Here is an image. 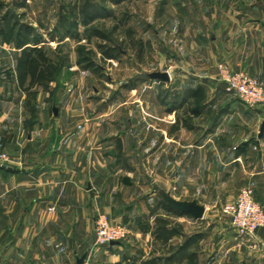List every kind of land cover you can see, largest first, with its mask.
Returning <instances> with one entry per match:
<instances>
[{
	"label": "crops",
	"instance_id": "0c3cea01",
	"mask_svg": "<svg viewBox=\"0 0 264 264\" xmlns=\"http://www.w3.org/2000/svg\"><path fill=\"white\" fill-rule=\"evenodd\" d=\"M234 17L231 20L225 16L224 22L221 19L219 24H208L210 30L195 38L206 50L199 64L208 67L205 64L217 60L235 69L245 68L264 86V19ZM18 51L0 35V151L13 159L11 164L0 167V264H126L125 256L142 253L148 257L154 249L152 236L139 231L136 218L147 213L149 206L159 199L165 200V196L173 203L200 205L205 216V205L197 197L179 196L190 186L184 185L186 180L194 181V171L201 168L209 175L224 171L226 186L254 187L256 199L264 203V132L259 137L264 105L245 109L225 99V115L224 111L220 116L207 115L219 103V91L227 94L221 83L222 90L219 85L215 88V99L202 102L198 115L190 114V128L181 122L173 129L175 120L157 148L158 171L172 170L173 180H169L167 187H158L160 193L156 195L149 184L143 187L135 180V168L130 161L118 159V151L123 152L122 140L108 136L101 139V133L88 132L87 119L69 115L67 104L58 101L59 92L65 88L61 78L73 72L72 67L61 71L51 84L50 93L37 94V115L32 124L27 122L30 113L24 106L25 94L16 82ZM182 71L183 78L173 85L177 102L189 88L201 87L204 97L208 96L215 79L212 73L196 72L193 66ZM49 96L53 97L51 101ZM192 102L195 101L191 100L190 105ZM255 119L256 129L251 127ZM182 132H188L191 140L181 143ZM169 141L175 145L166 149ZM182 148L188 152L184 158ZM145 153L151 155L150 150ZM208 154L210 157L201 162L202 156ZM99 213H105L114 222L123 221L143 241L139 245H97L93 219ZM188 215L177 218L183 227L186 219L197 221ZM176 239L181 242L182 237L176 236L172 241ZM256 239L257 255L245 254V243L231 251L237 253V263L264 264V227L257 230ZM84 254V262L78 263Z\"/></svg>",
	"mask_w": 264,
	"mask_h": 264
},
{
	"label": "rangeland",
	"instance_id": "374dc122",
	"mask_svg": "<svg viewBox=\"0 0 264 264\" xmlns=\"http://www.w3.org/2000/svg\"><path fill=\"white\" fill-rule=\"evenodd\" d=\"M70 1L0 0V17L4 13L12 12L17 21L37 27L47 41L46 47L54 49L60 45L59 55L66 58V66L63 69L69 70L68 68L72 67L74 70L62 76L61 83L65 88L59 92L58 101L67 104L65 106L69 107V115L87 119L88 132L101 133V139L108 136L112 137V140H122L123 152L118 151L121 153L118 159L123 162L130 161L135 168L133 173L135 180L143 187L149 184L158 195L160 193L158 187H167L169 180H173L172 170L166 173L158 171L157 148L161 139L164 133L171 131L172 123L178 118L182 123L191 121L188 111L190 108L185 105L172 108V98L176 94L173 85L178 79L183 78L182 69L193 66L194 71L205 70L215 77L211 84L213 88L202 102L215 99L213 96L217 95L215 88L218 85L222 90L221 83L216 80L219 63H225L232 70H240L256 77L247 69H235L224 61L216 60L211 65L205 64L208 67L200 65L201 61L198 60L206 55V52H203L205 45L197 43L195 38L206 33V29H209L208 24H219L221 19L224 22L225 16L231 20L235 18L234 15H240L244 20L256 17L264 19V0H123L119 5H112L117 16L127 13L129 17L127 25L136 30L138 37L151 42V47L144 52L142 62H139L130 50H121L118 59H100V54L95 48L96 39H88L83 27L79 28V40L64 37L62 29L57 36L51 37L50 34L58 23L59 5ZM112 22L113 18L105 20L108 26L112 25ZM39 23L42 25L39 26ZM209 35H212L211 31ZM79 45L96 52L94 61L98 70L84 69L77 64L76 49ZM163 73L168 74V79L162 78ZM163 90L168 91L166 104H163L158 96L160 92V98L164 97ZM219 92L221 94L219 103L214 104L211 110L213 113L208 111L207 115L220 116L223 111L225 115V99L250 109L238 98ZM48 99L51 101L53 97L49 96ZM202 102H192L190 107L198 108ZM251 127L258 128L256 119ZM189 140H191L189 133L182 132L180 142L185 143ZM104 141L102 142L105 143ZM173 144L172 141L166 142V149L171 148ZM182 149L184 158L188 152L184 151L185 148ZM149 150L151 155L147 156L145 151ZM132 154L134 155L131 156ZM206 157L209 158L210 155L202 156L201 162ZM252 157L254 159V156ZM196 160L199 163V157ZM194 172V181L186 180L184 184L190 185L191 188L186 187L179 196L182 198L195 196L205 205V216L197 218L196 222L190 219L183 222V231L186 234L193 232L205 234L200 241L201 250L198 256L200 264L216 260L226 261L225 264H239L237 253L231 251L233 249L236 251L239 246L244 245L243 243L248 249L245 254L257 255L258 243L253 244L252 241L238 237L231 227L228 215L223 212L224 205L234 199L243 187L226 186L224 171L209 175L201 168ZM228 179L231 180V175ZM252 188L256 198L255 188ZM132 212L137 214L134 209ZM140 213L138 211V214ZM110 221L127 227V235L117 242L139 245L143 241L123 221L114 222L111 219ZM179 242L180 240H174V243ZM243 252L244 250L241 252L242 255Z\"/></svg>",
	"mask_w": 264,
	"mask_h": 264
},
{
	"label": "trees",
	"instance_id": "16d2710c",
	"mask_svg": "<svg viewBox=\"0 0 264 264\" xmlns=\"http://www.w3.org/2000/svg\"><path fill=\"white\" fill-rule=\"evenodd\" d=\"M122 1L71 0L68 3H61L58 7V23L50 35L55 37L62 29L64 37L79 40V28L83 27L88 39H96L95 48L100 54V59H118L121 50H130L137 60L142 62L144 52L151 47V42L138 37L136 30L127 25L129 17L126 12L120 17L115 14L112 5H119ZM108 18H113L110 26L105 23ZM41 25L39 23V26ZM0 35L19 49L16 57V82L18 88L25 94L24 106L30 113L27 122L32 124V119L36 117L38 111L37 94L40 91L51 92V84L57 81L66 66V58L59 55L60 45L54 49L46 47L47 41L37 27L17 21L12 12L1 15ZM76 53L78 65L84 69L98 70L94 61L96 52L79 45ZM162 92L164 97L160 98V92L158 96L160 101L166 104L168 91ZM203 98L204 91L201 87L189 88L185 90L179 102L178 95H174L172 108L176 109L184 103L189 108L191 100L199 103ZM188 111L190 114L198 115L199 107H191ZM179 123L181 120L177 119L173 129H177ZM182 125L190 128L187 121H183ZM180 216L190 217L188 213L173 207L164 199H159L155 205L149 206L148 212L137 217L135 222L140 232L152 236L153 252L148 257L142 253L125 256L123 261L126 264H179L183 261H186V264H197L203 234L184 235L183 225L177 221ZM176 236H181L182 241L174 243L172 240Z\"/></svg>",
	"mask_w": 264,
	"mask_h": 264
},
{
	"label": "built area",
	"instance_id": "2783aa9c",
	"mask_svg": "<svg viewBox=\"0 0 264 264\" xmlns=\"http://www.w3.org/2000/svg\"><path fill=\"white\" fill-rule=\"evenodd\" d=\"M216 78L223 84L227 94L238 98L247 107L264 105V87L256 77L240 70H232L225 63H219ZM11 163V156L5 151H0V167ZM223 212L228 215L231 227L238 237L257 244V230L264 227V203L254 197L251 186L243 187L234 199L224 205ZM93 230L97 245L117 242L127 235L126 225L112 223L104 213L94 217Z\"/></svg>",
	"mask_w": 264,
	"mask_h": 264
},
{
	"label": "water",
	"instance_id": "95a60500",
	"mask_svg": "<svg viewBox=\"0 0 264 264\" xmlns=\"http://www.w3.org/2000/svg\"><path fill=\"white\" fill-rule=\"evenodd\" d=\"M161 76L164 80L168 79L167 73H163ZM54 113L55 114L57 113L55 109H54ZM263 132H264V122H262V124L260 126L259 137L262 136ZM164 198H165V201H167L173 207L180 209V210L192 215L195 218H200L204 212L203 207L196 206L195 204L190 205V204H182V203H173L169 200V198L167 196H165ZM113 243H116V241L110 242L109 244H113ZM84 258H85V254L80 259H78V263H83Z\"/></svg>",
	"mask_w": 264,
	"mask_h": 264
}]
</instances>
